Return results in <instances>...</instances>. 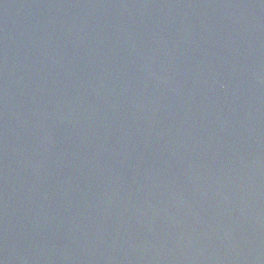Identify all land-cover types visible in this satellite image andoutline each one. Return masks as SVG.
<instances>
[{
  "label": "water",
  "instance_id": "water-1",
  "mask_svg": "<svg viewBox=\"0 0 264 264\" xmlns=\"http://www.w3.org/2000/svg\"><path fill=\"white\" fill-rule=\"evenodd\" d=\"M0 264H264V0H0Z\"/></svg>",
  "mask_w": 264,
  "mask_h": 264
}]
</instances>
